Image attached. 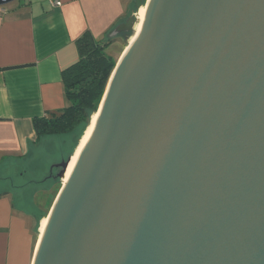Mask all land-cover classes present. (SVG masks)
Instances as JSON below:
<instances>
[{
	"label": "water",
	"instance_id": "95a60500",
	"mask_svg": "<svg viewBox=\"0 0 264 264\" xmlns=\"http://www.w3.org/2000/svg\"><path fill=\"white\" fill-rule=\"evenodd\" d=\"M97 111L31 264H264V0H148Z\"/></svg>",
	"mask_w": 264,
	"mask_h": 264
},
{
	"label": "crops",
	"instance_id": "0c3cea01",
	"mask_svg": "<svg viewBox=\"0 0 264 264\" xmlns=\"http://www.w3.org/2000/svg\"><path fill=\"white\" fill-rule=\"evenodd\" d=\"M133 9V0L0 5V264H31L38 243L37 191H23L12 174L22 177L30 162L37 141L33 118L68 104L62 72L79 57L77 40L87 31L107 39Z\"/></svg>",
	"mask_w": 264,
	"mask_h": 264
},
{
	"label": "trees",
	"instance_id": "16d2710c",
	"mask_svg": "<svg viewBox=\"0 0 264 264\" xmlns=\"http://www.w3.org/2000/svg\"><path fill=\"white\" fill-rule=\"evenodd\" d=\"M113 40L114 37L95 40L88 31L77 40L79 57L62 72L68 104L62 109L33 118L37 141L29 154V164H34L31 169L35 170L36 165L40 164L35 163L40 160L38 155L37 160H32L36 149L47 136L71 133L81 124L87 125L89 116L95 113L96 104L101 100L109 76L117 62V60L112 61L104 52ZM30 171L25 170L24 175L30 176ZM31 184L34 183H23L18 187L26 193L29 191L31 193L33 191L32 186L29 188Z\"/></svg>",
	"mask_w": 264,
	"mask_h": 264
},
{
	"label": "rangeland",
	"instance_id": "374dc122",
	"mask_svg": "<svg viewBox=\"0 0 264 264\" xmlns=\"http://www.w3.org/2000/svg\"><path fill=\"white\" fill-rule=\"evenodd\" d=\"M128 39L129 36L126 32L114 37V40L111 41L105 48V54L110 57L112 61L118 60L117 58L122 48V42L125 43L126 46V44L128 43ZM100 101L96 104V111L98 109ZM91 115L89 116V121ZM89 121L87 125L81 124L77 126V128L71 133L47 136L44 142H41L40 146L36 149V154L32 160H37L38 155V159L40 160H37L35 163L40 164L36 165L37 168L35 170L31 169L34 165L33 163L27 164L25 166L26 170H31L30 176L23 175L22 177L17 178L15 177V172L12 173L13 175H15L13 183H34L31 184V190L37 191V194L35 195L34 199L36 200V202L38 201V203L41 204V218L39 220L40 223L41 220L45 217V215L50 211L53 200L57 196L62 186V178H59L57 176L60 167H53L52 177L50 179H46L50 173L51 166L53 164L58 165L61 161L65 160L68 156L72 155L74 149L76 148V144H78V141L83 135L84 130L89 125ZM8 183L10 182L8 181ZM40 223L38 228L40 227Z\"/></svg>",
	"mask_w": 264,
	"mask_h": 264
},
{
	"label": "bare ground",
	"instance_id": "6f19581e",
	"mask_svg": "<svg viewBox=\"0 0 264 264\" xmlns=\"http://www.w3.org/2000/svg\"><path fill=\"white\" fill-rule=\"evenodd\" d=\"M148 0H146V3H147ZM146 3L141 6L138 10V13H137V22L135 23V26H134V29H133V34L129 37L128 39V43L126 44V46L124 47V50L122 51V53L120 54L118 60L121 58V56L129 49L130 45L133 43V41L135 40L136 36L138 35L140 29H141V25H142V22H143V18H144V13H145V9H146ZM117 60V62H118ZM116 62V63H117ZM101 102V101H100ZM100 105V104H99ZM99 108V106H98ZM97 114H98V111H96L95 113H93L91 115V118H90V121H89V125L87 126V128L84 130V133L83 135L81 136L80 140H79V143L78 145L76 146V148L74 149L72 155H71V158H70V161L68 163V166L66 168V171H65V174L64 176L62 177V185L65 184L67 178L69 177L76 161H77V158L82 150V148L84 147L85 143L87 142L89 136H90V133L93 129V126H94V123H95V120L97 118ZM50 212V211H49ZM49 212L47 213V215L41 220V223H40V227H39V236H38V242L41 238V235L43 233V230L45 228V225L47 223V219H48V215H49Z\"/></svg>",
	"mask_w": 264,
	"mask_h": 264
},
{
	"label": "flooded vegetation",
	"instance_id": "af4514ba",
	"mask_svg": "<svg viewBox=\"0 0 264 264\" xmlns=\"http://www.w3.org/2000/svg\"><path fill=\"white\" fill-rule=\"evenodd\" d=\"M53 167H57L56 164H53V165L51 166L50 173H49V175L47 176L46 179H50V178L52 177V169H53Z\"/></svg>",
	"mask_w": 264,
	"mask_h": 264
},
{
	"label": "built area",
	"instance_id": "2783aa9c",
	"mask_svg": "<svg viewBox=\"0 0 264 264\" xmlns=\"http://www.w3.org/2000/svg\"><path fill=\"white\" fill-rule=\"evenodd\" d=\"M55 4H57V5H58V4H60V3L57 1V2H55Z\"/></svg>",
	"mask_w": 264,
	"mask_h": 264
}]
</instances>
